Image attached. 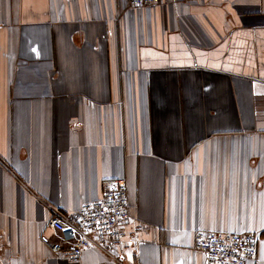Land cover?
Here are the masks:
<instances>
[{
    "label": "crops",
    "instance_id": "crops-1",
    "mask_svg": "<svg viewBox=\"0 0 264 264\" xmlns=\"http://www.w3.org/2000/svg\"><path fill=\"white\" fill-rule=\"evenodd\" d=\"M107 179L139 232L55 254ZM199 231L264 264V0H0V264H205Z\"/></svg>",
    "mask_w": 264,
    "mask_h": 264
},
{
    "label": "built area",
    "instance_id": "built-area-1",
    "mask_svg": "<svg viewBox=\"0 0 264 264\" xmlns=\"http://www.w3.org/2000/svg\"><path fill=\"white\" fill-rule=\"evenodd\" d=\"M162 0H127L130 7H152ZM102 198L82 204L66 218L52 216L47 227L58 234L59 243L51 246L55 254L77 262L92 246L108 249L128 234L132 226L127 185L124 179L103 181ZM129 230V231H128ZM258 237L253 233L196 232L193 249L204 256L205 264H250L257 255Z\"/></svg>",
    "mask_w": 264,
    "mask_h": 264
}]
</instances>
